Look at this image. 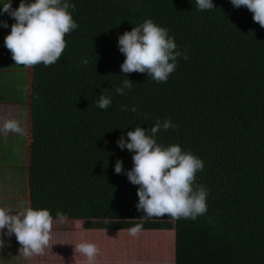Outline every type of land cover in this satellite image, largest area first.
<instances>
[{"label": "trees", "instance_id": "trees-1", "mask_svg": "<svg viewBox=\"0 0 264 264\" xmlns=\"http://www.w3.org/2000/svg\"><path fill=\"white\" fill-rule=\"evenodd\" d=\"M68 2L78 27L67 47L55 64L31 67L28 207L86 229H174L175 264H264V28L230 0L203 12L196 0ZM146 19L188 57L177 58L166 82L121 72L119 36ZM127 78L131 89L117 94ZM101 94L112 99L106 110L97 106ZM158 120L176 127L156 133L157 143L203 161L196 184L208 190L207 212L195 220L144 219L136 208L138 185L127 178L133 153L117 141L136 126L151 135ZM13 139L0 137V155L22 147L23 165L24 140L15 147Z\"/></svg>", "mask_w": 264, "mask_h": 264}, {"label": "clouds", "instance_id": "clouds-1", "mask_svg": "<svg viewBox=\"0 0 264 264\" xmlns=\"http://www.w3.org/2000/svg\"><path fill=\"white\" fill-rule=\"evenodd\" d=\"M236 8L246 7L252 14L254 22L264 28V0H230ZM200 11L214 8L213 0H196ZM69 8H75L68 0H20L17 8L12 7V0L2 3L0 14L8 13L15 22L11 31L4 38V45L10 51L15 65L25 68L38 64L51 66L55 64L67 47L66 35L78 27ZM0 25L8 27L7 21ZM119 50L125 59L121 72L147 73L157 83L166 82L176 70L177 58L186 53L177 49L168 30L146 19L142 24L125 31L119 36ZM88 63L87 59L83 61ZM133 81L124 79L121 86L115 88L119 95H125V89H131ZM112 104L110 96L101 94L97 106L108 109ZM127 111V106H121ZM135 112L136 107L132 106ZM176 125L170 120H159L151 127V135L146 129L136 126L128 131L127 141L123 136L117 141L121 149L127 148L133 153V167L127 172L128 180L138 185V203L144 219L168 216L173 220L193 219L207 212L208 190L196 184V174L203 170V161L191 152L183 151L179 144L167 147L157 143L156 133L168 130ZM9 133L24 134V129L16 119H4L0 123V135ZM123 171L122 161L115 165V173ZM60 221L65 219L63 213L57 212ZM143 225L137 223L128 229L129 235L137 236ZM53 216L46 208L25 207L19 210L0 207V248L4 246L3 235H15L20 252L25 257L43 254L52 239ZM75 253L86 257L87 264H95L99 254L96 244L80 242L74 245Z\"/></svg>", "mask_w": 264, "mask_h": 264}, {"label": "rangeland", "instance_id": "rangeland-1", "mask_svg": "<svg viewBox=\"0 0 264 264\" xmlns=\"http://www.w3.org/2000/svg\"><path fill=\"white\" fill-rule=\"evenodd\" d=\"M2 3L3 0H0V7ZM19 4L20 0H12L13 6H19ZM12 24L9 26L11 27ZM8 33L9 30L5 28L0 31V35L4 37ZM28 84L27 68L15 65L10 52L0 56V123L4 119H16L24 129L23 135L9 133L7 136L14 138L15 147L19 140H24L23 165L20 164L23 156L22 147L13 148L0 155V207L13 210L28 207L26 170L27 146L30 142L29 107L26 99L29 94ZM0 137L5 138L2 135ZM9 154L13 158L11 161ZM10 163L14 164L10 165ZM174 233V229H142L134 237L129 235L127 228L86 229L80 219L65 218L60 221L59 218H55L50 241L52 246L46 248L43 254L28 258L19 249L16 256L12 252L13 247H20V245L15 235L10 237L3 235L4 244L10 254L9 258L4 259L15 260L17 264H87L86 257L75 253L74 250V245L85 241L94 243L99 248L95 264H175ZM161 240L164 241V248H162ZM1 250L3 253V248Z\"/></svg>", "mask_w": 264, "mask_h": 264}, {"label": "crops", "instance_id": "crops-1", "mask_svg": "<svg viewBox=\"0 0 264 264\" xmlns=\"http://www.w3.org/2000/svg\"><path fill=\"white\" fill-rule=\"evenodd\" d=\"M4 2H6V0H3V3ZM25 2L26 3H29L30 2V0H25ZM12 7L15 9V8H17L18 6H13L12 5ZM0 8H2V6L0 7ZM0 21H7V23H8V27H3L2 25H0V31H2V28H5V29H7V30H9V32H10V26H9V24H11V23H14L15 22V20L8 14V13H3V14H0ZM4 36H2V35H0V56H3V55H5V54H7L8 52H10L6 47H5V45H4ZM30 70V71H29ZM27 75H28V79H29V84H28V88H29V94H30V86H31V67H29V68H27ZM26 89H27V87H26ZM29 94H28V96H27V103H28V107H29ZM1 102V101H0ZM7 102V101H6ZM8 103H9V101H8ZM29 119H30V115H29ZM106 230V229H105ZM20 249V247H13V254L14 255H16L17 256V254H18V250ZM69 249V248H68ZM3 253H2V250H1V248H0V260L1 259H4V257H2L3 255H2ZM5 254H6V252H5ZM10 257V254H8V256L6 257L5 256V258H9ZM18 262H16L15 260H11V261H9L8 262V264H17Z\"/></svg>", "mask_w": 264, "mask_h": 264}]
</instances>
